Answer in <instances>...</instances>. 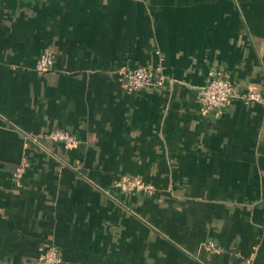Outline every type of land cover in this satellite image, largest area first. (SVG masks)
I'll return each mask as SVG.
<instances>
[{
	"label": "crops",
	"instance_id": "crops-1",
	"mask_svg": "<svg viewBox=\"0 0 264 264\" xmlns=\"http://www.w3.org/2000/svg\"><path fill=\"white\" fill-rule=\"evenodd\" d=\"M215 73L264 97V0H0V264H264V103L215 115Z\"/></svg>",
	"mask_w": 264,
	"mask_h": 264
},
{
	"label": "built area",
	"instance_id": "built-area-1",
	"mask_svg": "<svg viewBox=\"0 0 264 264\" xmlns=\"http://www.w3.org/2000/svg\"><path fill=\"white\" fill-rule=\"evenodd\" d=\"M53 64V53L49 46H45L35 62V69L38 72H47ZM123 84L130 90L138 89L147 85H158L164 81V76L156 69L146 65L133 67L125 66L119 70ZM239 96L245 100H259L264 103L257 91L249 90L237 92L234 84L221 73H215L203 84L200 89L199 99L206 109H211L215 115H219L226 107L231 96ZM48 138L59 141L65 145L73 146L78 138L72 131L62 128H55L45 134ZM24 170L23 163L14 172V178L19 179ZM114 185L120 190H138L150 192L152 185L145 182L139 176H125L114 181ZM213 244V243H211ZM44 264H58L61 260L56 245L49 244L40 257Z\"/></svg>",
	"mask_w": 264,
	"mask_h": 264
},
{
	"label": "trees",
	"instance_id": "trees-1",
	"mask_svg": "<svg viewBox=\"0 0 264 264\" xmlns=\"http://www.w3.org/2000/svg\"><path fill=\"white\" fill-rule=\"evenodd\" d=\"M154 69H155V68H154ZM156 70H157V69H156ZM66 146H68V145H66ZM116 179H118V178H113L112 180L115 181ZM43 264H44V263H43Z\"/></svg>",
	"mask_w": 264,
	"mask_h": 264
}]
</instances>
